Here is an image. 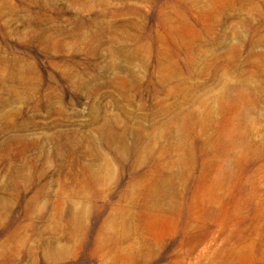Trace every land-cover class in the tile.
Listing matches in <instances>:
<instances>
[{
	"label": "rangeland",
	"instance_id": "1",
	"mask_svg": "<svg viewBox=\"0 0 264 264\" xmlns=\"http://www.w3.org/2000/svg\"><path fill=\"white\" fill-rule=\"evenodd\" d=\"M0 264H264V0H0Z\"/></svg>",
	"mask_w": 264,
	"mask_h": 264
}]
</instances>
